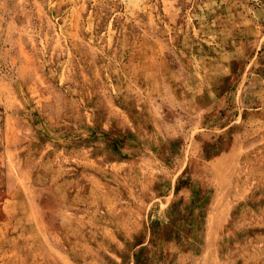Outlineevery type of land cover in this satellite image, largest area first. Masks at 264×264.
<instances>
[{
  "label": "rangeland",
  "instance_id": "374dc122",
  "mask_svg": "<svg viewBox=\"0 0 264 264\" xmlns=\"http://www.w3.org/2000/svg\"><path fill=\"white\" fill-rule=\"evenodd\" d=\"M0 264H264V0H0Z\"/></svg>",
  "mask_w": 264,
  "mask_h": 264
}]
</instances>
